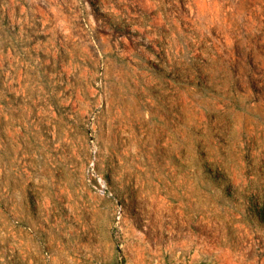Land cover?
<instances>
[{
    "label": "rangeland",
    "instance_id": "374dc122",
    "mask_svg": "<svg viewBox=\"0 0 264 264\" xmlns=\"http://www.w3.org/2000/svg\"><path fill=\"white\" fill-rule=\"evenodd\" d=\"M0 264H264V0H0Z\"/></svg>",
    "mask_w": 264,
    "mask_h": 264
}]
</instances>
